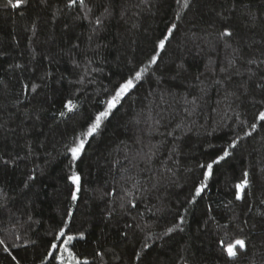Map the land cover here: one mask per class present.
<instances>
[{"label":"trees","instance_id":"1","mask_svg":"<svg viewBox=\"0 0 264 264\" xmlns=\"http://www.w3.org/2000/svg\"><path fill=\"white\" fill-rule=\"evenodd\" d=\"M64 2L49 0L48 6H44L39 0H31L25 9H12L6 6L7 0H0V52L4 53L0 56V124L3 125L0 156L5 160L20 157L15 164L0 160V189L4 193L0 198V232L11 243V229L15 225L26 238L37 242L35 247L29 245L17 250L23 258L22 264H33L34 259L39 264L38 257L49 239L46 233L59 226L68 205L63 178L67 160L60 154L62 142L102 107L99 102L107 98L106 90H111L133 67L146 61L154 41L173 22L178 10L175 0H148V4H142L141 0H89L95 15L102 12L100 5L109 7L112 15L104 19L91 45L87 39L91 26L83 21L74 34L80 40H71L79 42L80 48L69 53L73 34H66L62 26L68 13ZM232 4L233 0H193L187 14L176 21L179 31L161 53L158 66H153L155 75L151 71L145 75L137 89L105 122L99 135L86 146L85 154L77 162L82 192L73 229L86 234V239L76 244L78 255L92 260L99 247L105 255L102 260L96 258L95 264H133V249L140 250L148 238L152 247L144 250V264H184V260L188 264H225L218 241L225 238L231 242L235 233L230 228L225 236L217 224L229 225L236 214L248 220L245 232L255 227L250 232L249 254L235 264H250V261L264 264V217L258 215L264 212V205L260 204L264 199V127L252 137H245L234 156L215 169L208 190L196 204H186L193 179L200 176L197 166L214 157L233 135L242 136L247 128L240 126L239 121L252 123L256 110L248 97L229 109L223 100V88L211 83L223 76L219 68L224 65L226 55L231 54L222 43L214 46V33L224 25H231L233 46L243 48L245 59L264 58L261 56L264 0H235V9ZM54 12L57 19L53 22ZM221 12L225 16L231 13V18L221 19L217 15ZM248 13L256 17L255 27H245ZM33 20L38 23L35 36L30 31ZM209 33L213 35L208 36ZM72 60L78 61L80 67ZM88 60L92 61L91 65L87 64ZM17 63L24 68L8 69V65ZM179 63L187 70L178 73ZM85 66L89 69L85 81L77 83L85 75ZM260 69L257 78L264 75V65ZM253 70L256 71L255 66ZM46 71L51 73V79L42 83ZM240 71L244 72L243 66ZM197 75L204 84L196 79ZM157 77L162 78L159 83ZM20 81L35 82L42 87L35 93L23 94ZM238 83L239 80L234 81ZM202 87L206 92L203 96ZM70 92L76 94L81 108L76 115L62 121L58 111ZM250 95L256 100L264 98L254 86H250ZM193 97H197L194 110L185 103ZM37 114L39 121L35 119ZM137 120L140 122L136 123ZM154 120H160L159 125L154 126ZM178 124L180 128L176 127ZM169 132L173 135H168ZM174 149L178 154L170 157ZM150 150L156 154L148 162L143 154ZM116 160L120 165L115 164ZM164 167L171 168L175 176L157 189L141 193L139 189L150 188ZM33 170L36 179L28 181L29 188L25 189L24 183ZM244 170L250 173L252 194L241 203L234 201L232 185ZM134 184L137 188H133ZM113 188L116 189L113 195L103 196ZM124 189L133 192L137 207L129 206L121 212L118 204ZM114 205L117 213L109 218L106 211ZM249 205H252L250 213ZM183 207L189 209L185 230L154 239L172 226L177 209L182 211ZM125 224H138L143 231L135 227L128 229V238L124 239L120 233L126 230ZM0 264H10L7 254L0 252Z\"/></svg>","mask_w":264,"mask_h":264},{"label":"snow or ice","instance_id":"2","mask_svg":"<svg viewBox=\"0 0 264 264\" xmlns=\"http://www.w3.org/2000/svg\"><path fill=\"white\" fill-rule=\"evenodd\" d=\"M31 3V0H7L6 6H10L12 9H25ZM39 3L44 6H48L49 0H39ZM142 4H148V0H141ZM175 4L178 6V10L175 12L173 22L166 25L165 30L162 32L161 36L158 37L153 44V49L150 54L147 55L146 61L142 62L139 66L133 67L127 75L118 80L111 90H106L107 98L99 102L102 105L101 108H98L93 112L87 119L84 120L82 124H79L76 128L73 129V135L68 138L65 142H62L63 151L60 153L63 155L67 164L65 165L64 170V180L66 183V188L68 192L67 200L68 205L65 209L64 215L60 221L58 227L47 232L46 235L49 237L45 243L43 252L39 255L38 260L39 264H95V259H103L105 252L100 251L99 247L95 251L94 258L90 260L87 257H82L78 255L75 251L76 244L79 241L86 239V234L84 231H79L73 229L74 224V214L78 210V202L80 200V194L82 192V175L81 172L77 170V162L81 161L83 155L86 152V146L99 135L101 129L105 126V122L109 121L110 117L114 115V112L122 106V102L130 96V94L137 89L141 81L144 80L145 75L151 71V74L154 76L155 72L152 71L153 66H158V61L161 59V53L166 51V47L171 43V40L174 38L175 33L179 31V25L176 21L182 19V15H186L187 11L191 9L193 0H175ZM102 7V12L100 15H95L93 13V8L89 6V0H65L64 9L68 10L67 17L63 22V28L66 30V34H73L70 39V47L68 52L71 53L80 48V43H72L71 40L79 41L80 37L75 36L76 29L82 27V22L87 21L90 27V35L88 36V43L91 45L93 38L97 36L98 30L103 26L104 19L108 16H111L112 13L110 8L104 5ZM233 9H235V0L232 4ZM59 12V9H57ZM57 12H54L52 15L53 22L57 19ZM21 15H24V12L21 11ZM218 16L223 20L231 18V13L225 16L223 12L217 13ZM256 17L251 13H248V20L245 24V27L256 26ZM30 31L33 36L36 35L38 31V23L36 20H33ZM193 38H196V34L193 33ZM212 33H209L208 36H212ZM215 43L214 46L223 44L225 49L231 50L230 55H226L225 63L219 68L220 73L223 74L221 78H216L211 81L212 84L223 88L224 97L223 100L227 103L229 109L232 108L233 104L237 102H243V98L248 97L252 106L256 109L253 113V122L248 123L247 120H240V126H245L246 131L243 132V135L235 134L230 141H227L225 146H222L218 153L209 158L206 162L200 163L197 167L201 170L200 176L193 179L191 192L189 198L186 199V204L194 205L197 203L198 198H201L203 194L208 190L209 180L214 176V171L219 166H222L223 163H227L233 156L234 151L238 148L240 142L245 137H252L253 133H256L259 128L264 127V98L256 100L254 95H250V86H254L255 89L259 90L260 93L264 94V75H260L257 78V71H261L260 65H264V58H247L245 59L243 55V48L240 46L234 47L235 41L233 40L234 31L231 25H224L222 30L216 31L214 33ZM29 42L31 43V37H29ZM99 49L100 45H96ZM4 53L0 52V56ZM261 56L264 57V53H261ZM35 59V55H33ZM51 63V57L48 58ZM72 63L76 67H80V64L76 60H72ZM88 65L92 64L91 60L87 61ZM244 67V72L240 71V67ZM255 66L256 71L253 70ZM24 66L17 63L15 65H8L9 70L23 69ZM178 73L180 71H186L185 65L179 63L176 65ZM88 67L85 66L83 72L85 75H81L77 83L83 84L88 74ZM91 71H99V69H92ZM51 79V73L45 72L41 77L42 83L47 82ZM157 82L162 79L157 77ZM175 79V77H173ZM197 80H200V76H196ZM235 80H239L240 83L234 84ZM71 83V82H70ZM201 84H204V81L200 80ZM21 92L23 94L35 93L37 89L42 87V84L35 82H24L20 81ZM79 89L75 90V93H78ZM201 95H206L205 89L202 87L200 89ZM75 93H69L68 96L62 101L61 110L58 111V117L60 120L64 121L66 118L70 119L72 116L76 115L78 110L81 108V104ZM151 95V93H150ZM163 100V96L160 97ZM19 103V100L16 101ZM185 103L193 106H197V97H193L190 101L187 99ZM185 111H188V108H185ZM191 114V113H190ZM238 116V114H237ZM28 118V117H26ZM37 121L40 120V116L37 114L35 116ZM140 121L137 120L136 123ZM160 120H154L153 125H159ZM3 125L0 124V127ZM177 128H180L181 125H177ZM190 130V129H189ZM168 135H173L172 132H169ZM179 139V137H177ZM29 153L31 152V144L26 145ZM156 153L154 151H149L148 153L143 154V158L148 162L151 161V157ZM173 154H178V150L174 149L170 152V157ZM15 159L5 160L0 156V160L4 164H15ZM127 159V157H125ZM120 161L116 160L115 164L120 165ZM125 171H127L125 169ZM264 171V170H262ZM175 176V173L171 168L164 167L163 171L155 178V183L151 184V187L148 189L140 188L141 193L151 192L153 189H157L158 186L164 182L170 180ZM36 173L35 170L32 171V174L28 176L27 181L24 183V188H29L28 181H35ZM234 189V201L236 202H245L247 198L252 194V181L250 179V173L248 170L242 171L241 178L232 185ZM133 188H137V185H133ZM116 189L113 188L112 192L104 193L103 196H110L115 193ZM124 195L120 197V202L118 208L121 212H125L128 207L135 209L137 207V201L133 198V192L127 189H124ZM4 196L3 190L0 189V198ZM103 196L100 198L103 199ZM229 204H233V201H229ZM260 204L264 205V199L260 200ZM209 211H211V205L208 206ZM117 206H113L106 211V216L112 218L117 213ZM150 210V209H149ZM189 209L183 207L182 211L177 209L176 216L174 218L175 222L172 226L167 227V229L159 236H155L154 239H162L165 236H169L176 232H183L184 225L186 223V214ZM252 211V205L248 206V212ZM258 215L264 217V212H259ZM209 219H214L209 217ZM28 220H32V216H28ZM207 223V221L205 222ZM248 225L247 219H241L240 215L234 214L229 221V225H219L217 224V229L222 230L227 236L229 229L234 230V236L231 239V242H226L225 238H221L218 241V246L220 248V253L225 257V264H235L236 261L240 260L241 257L247 256L250 251V232L255 226L249 228V232H245L244 226ZM23 227V226H21ZM125 231L121 232L120 235L124 238H128V229L140 228L138 224H125ZM143 231L142 228H140ZM12 241L9 242L4 232H0V252L7 254V258L10 261V264H22V257L18 255L20 249H26L29 245L35 247L37 242L30 238H26L25 234L21 233L19 229L13 225L11 229ZM148 238H145V241L142 243L140 250L133 249V264H144L143 256L144 250L150 249L151 244L147 242ZM33 264H36L34 259ZM184 264H188L187 260H184ZM250 264H255V261H250Z\"/></svg>","mask_w":264,"mask_h":264}]
</instances>
